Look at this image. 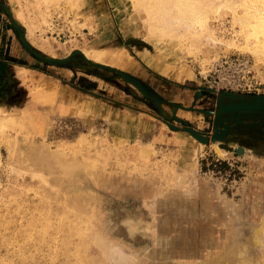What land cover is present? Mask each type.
<instances>
[{"label":"rangeland","instance_id":"obj_1","mask_svg":"<svg viewBox=\"0 0 264 264\" xmlns=\"http://www.w3.org/2000/svg\"><path fill=\"white\" fill-rule=\"evenodd\" d=\"M263 7L0 0V264H264Z\"/></svg>","mask_w":264,"mask_h":264},{"label":"water","instance_id":"obj_2","mask_svg":"<svg viewBox=\"0 0 264 264\" xmlns=\"http://www.w3.org/2000/svg\"><path fill=\"white\" fill-rule=\"evenodd\" d=\"M224 94H232L230 92H225ZM261 99H259V97H255L254 102L251 103H242L239 104L238 106H226V105H221V99L219 100V104H218V108L216 110V115L220 114L222 112H226L232 109H237L238 111L241 110L242 108H246V109H256V108H264V101H260ZM264 100V99H263ZM168 126L172 129L178 130V129H182L185 130L187 132H189L194 138H196L197 140L203 142V143H208L209 141H215V140H221L224 138L225 134L228 131L229 126H225L224 129L222 130H214V132H212L210 134V136L203 134L202 132L198 131L197 129L191 127V126H184V127H179L177 125L172 124L171 122H167ZM217 124V123H216ZM217 132H225V134L220 135V136H215V134H217Z\"/></svg>","mask_w":264,"mask_h":264},{"label":"bare ground","instance_id":"obj_3","mask_svg":"<svg viewBox=\"0 0 264 264\" xmlns=\"http://www.w3.org/2000/svg\"><path fill=\"white\" fill-rule=\"evenodd\" d=\"M258 5V4H257ZM260 5H261V3H260ZM262 6V5H261ZM264 8V7H263ZM262 8V9H263ZM261 9V10H262ZM249 10V9H248ZM260 10V9H259ZM255 11V10H254ZM256 11H257V6H256ZM263 11V10H262ZM261 12V11H260ZM190 13V12H189ZM258 13V11L256 12V14ZM186 14V13H185ZM255 14V15H256ZM263 15V14H262ZM202 17V16H201ZM262 17V16H261ZM247 18V17H246ZM241 20V19H240ZM251 23H253V22H251ZM251 25V24H250ZM254 25H255V27H254V33L256 34V36L258 37V38H260V36L261 35H263L264 36V17L263 18H261V19H258V20H256V22L254 23ZM248 26V25H247ZM243 27V26H242ZM249 27V26H248ZM246 29V28H245ZM264 41V40H263ZM260 42V41H259ZM263 46V48L262 49H259V51L260 52H262V53H264V45H262ZM150 60V59H149ZM149 62V61H148ZM161 69V68H160ZM166 73V72H165ZM1 121V120H0ZM224 135L225 134V132H217V134H215V136H220V135ZM196 142V141H195ZM216 146H217V144L216 143H214ZM217 148H218V152L219 153H221V154H224V152H223V150L222 149H220L218 146H217ZM234 210V209H233ZM234 212V211H233ZM82 221V220H81ZM261 221V220H260ZM85 222V221H84ZM262 224H264V216H263V218H262V221H261V225L260 226H263ZM84 226V225H83ZM259 226V227H260ZM81 227V226H80ZM84 228V227H83ZM82 228V229H83ZM256 228V227H255ZM263 228V227H262ZM81 229V230H82ZM252 229V228H251ZM85 230V229H84ZM84 230H83V232H84ZM250 230V229H249ZM261 230L262 229H255L254 230V232H253V241H254V244H257L260 240H262V239H260V237H261ZM249 236V234L247 235V237ZM251 236V235H250ZM264 237V236H263ZM252 240V239H251ZM248 241V240H247ZM260 244H261V242H259ZM263 243L264 242H262V245H263ZM246 244V243H245ZM251 245V244H250ZM257 246V245H256ZM258 246H260V245H258ZM254 247V246H253ZM262 249V248H261ZM260 250V249H259ZM233 251V250H232ZM262 251V250H261ZM263 253V252H262ZM257 254V253H256ZM264 254V253H263ZM253 257H255V256H253ZM260 257H262V255L260 256ZM246 258V257H245ZM251 258V257H250ZM257 259H259V258H257ZM264 259V258H263ZM262 259V260H263ZM248 260V259H247ZM243 261V260H242ZM249 261V260H248ZM202 262V261H201ZM204 262V261H203ZM244 262H247L246 260L244 261ZM253 262V261H252ZM205 263V262H204ZM207 263V262H206ZM214 263V262H213ZM216 263V262H215ZM250 263V262H249ZM217 264V263H216ZM245 264V263H244ZM248 264V263H247Z\"/></svg>","mask_w":264,"mask_h":264},{"label":"crops","instance_id":"obj_4","mask_svg":"<svg viewBox=\"0 0 264 264\" xmlns=\"http://www.w3.org/2000/svg\"><path fill=\"white\" fill-rule=\"evenodd\" d=\"M89 82V85H84V86H81L80 89H82L83 91L85 92H93L97 87L98 85L95 84L94 80H88Z\"/></svg>","mask_w":264,"mask_h":264},{"label":"flooded vegetation","instance_id":"obj_5","mask_svg":"<svg viewBox=\"0 0 264 264\" xmlns=\"http://www.w3.org/2000/svg\"><path fill=\"white\" fill-rule=\"evenodd\" d=\"M248 99H246V101H247ZM262 100V99H261ZM229 124V123H228ZM233 125H234V123H232V124H229L228 126H229V128H228V131L230 132V130H232L231 128H233ZM221 127H223V126H221V125H218V127H216V130H222V129H224V128H221ZM228 131H227V133L225 134V136H228Z\"/></svg>","mask_w":264,"mask_h":264},{"label":"trees","instance_id":"obj_6","mask_svg":"<svg viewBox=\"0 0 264 264\" xmlns=\"http://www.w3.org/2000/svg\"><path fill=\"white\" fill-rule=\"evenodd\" d=\"M20 64H23V63H20ZM31 68L35 67V66H30Z\"/></svg>","mask_w":264,"mask_h":264}]
</instances>
